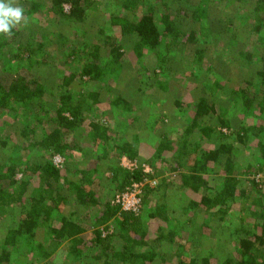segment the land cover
I'll list each match as a JSON object with an SVG mask.
<instances>
[{
	"label": "trees",
	"instance_id": "obj_1",
	"mask_svg": "<svg viewBox=\"0 0 264 264\" xmlns=\"http://www.w3.org/2000/svg\"><path fill=\"white\" fill-rule=\"evenodd\" d=\"M204 1L11 0L24 18L0 34V264H264V0H216V25ZM243 9L258 38L231 72L255 71L202 80L198 46L243 49ZM178 44L196 47L185 79ZM136 188L138 212L115 202Z\"/></svg>",
	"mask_w": 264,
	"mask_h": 264
},
{
	"label": "rangeland",
	"instance_id": "obj_2",
	"mask_svg": "<svg viewBox=\"0 0 264 264\" xmlns=\"http://www.w3.org/2000/svg\"><path fill=\"white\" fill-rule=\"evenodd\" d=\"M197 2H199L200 0H196ZM216 0H205L204 2H202V4H198L199 8L204 11V6H207V12H205V14L203 16H205V18L203 19L205 22L208 23V25H211L212 22L214 25L217 24L216 20L218 19L217 16H221V14H223V12L221 11V5L216 4L215 3ZM174 9V8H173ZM220 9V10H218ZM236 9L232 10L235 12ZM191 9H186L185 7L181 8L179 11L177 10L175 12L176 15H186V18H191V14H192ZM229 12V10L227 11V13ZM232 13V17H233ZM244 14V15H243ZM245 9H243L242 15H239V18H237L236 22L239 21V23H241L243 26L245 25V29L246 31H244L243 28H241L240 30L242 31L241 33L243 34L241 36L240 39H242V41H245V44L243 46V49H240L239 46H237L235 44L234 47V52L232 51V47H229V50H225L223 49V44L220 43V45L217 44L216 39L209 38L208 42L202 43V45H197L198 47H200V50H205V52H203V65L205 67L204 71L207 70L208 68H210V71H205L203 72V74L200 76L201 79H205V80H210L213 77L212 71L215 70L216 68L218 69V71H221V68L225 65V67H228L229 70L228 72H231L232 67L237 64V60L236 59H232L233 57H237L239 60L242 59V62L244 61L245 55L249 54V53H253L254 49L256 48V46L254 45V43H256V40L258 38V32L253 31L254 26H255V15L251 14V15H245ZM245 16H248V18H245ZM195 19V18H194ZM199 22V21H198ZM196 28L198 31H200L201 28V23H197L196 24ZM253 31V34L251 35L249 32ZM201 47H204L203 49ZM258 50H260V41L258 44ZM195 46H183L178 44V46L175 49V54L173 59V64L176 67L177 71H178V75L181 74L180 77L182 78H186V75L184 74L186 71L190 72L193 67H194V63L193 60L196 59V55H195ZM186 49V51H185ZM241 51V53H240ZM243 54V55H242ZM176 61V62H175ZM233 65V66H232ZM254 65V64H253ZM253 65L249 68H242L240 69L235 68L234 71H232V76L228 75L229 78H233L236 77V79H244V76L246 77H250L252 75V72L255 71L253 67ZM208 66V68H206ZM178 67V68H177ZM216 67V68H215ZM185 70V71H183ZM224 71V70H223ZM227 71V70H226ZM0 77L6 79L7 77L4 76V74H1ZM199 77V80H200ZM235 79V78H234ZM124 87V86H123ZM127 91V90H126ZM62 159L57 157L56 158V162L60 163L59 161H61ZM130 159L127 158H123L121 160V165L124 166L125 168H135V164L138 165V162L135 163V161H129ZM169 174H172L171 172H167V174L165 176H168ZM263 177L261 174L258 175L259 181L260 183L263 180ZM159 182H161V180H157Z\"/></svg>",
	"mask_w": 264,
	"mask_h": 264
},
{
	"label": "clouds",
	"instance_id": "obj_3",
	"mask_svg": "<svg viewBox=\"0 0 264 264\" xmlns=\"http://www.w3.org/2000/svg\"><path fill=\"white\" fill-rule=\"evenodd\" d=\"M23 12L24 10L15 7L11 0H0V34H10L12 28L24 18Z\"/></svg>",
	"mask_w": 264,
	"mask_h": 264
},
{
	"label": "built area",
	"instance_id": "obj_4",
	"mask_svg": "<svg viewBox=\"0 0 264 264\" xmlns=\"http://www.w3.org/2000/svg\"><path fill=\"white\" fill-rule=\"evenodd\" d=\"M128 159V158H127ZM132 161V160H129ZM137 161H135L136 163ZM137 167V164H135V168ZM129 169H134V168H129ZM147 170H149V168H147ZM148 183L151 184V186L155 187L157 185V181L156 180H147ZM141 190L136 188L133 191L130 192H126L122 195H119L117 198V203H119L122 208H124L125 210H133L138 212L140 210V208H142V199L140 197L141 194Z\"/></svg>",
	"mask_w": 264,
	"mask_h": 264
}]
</instances>
